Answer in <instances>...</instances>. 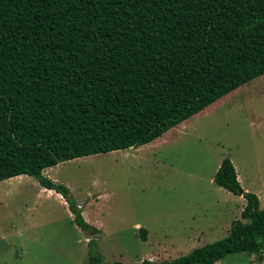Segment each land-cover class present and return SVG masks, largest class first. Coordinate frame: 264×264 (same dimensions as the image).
Segmentation results:
<instances>
[{
  "label": "trees",
  "instance_id": "1",
  "mask_svg": "<svg viewBox=\"0 0 264 264\" xmlns=\"http://www.w3.org/2000/svg\"><path fill=\"white\" fill-rule=\"evenodd\" d=\"M259 76L264 0H0V182L34 178L97 235L45 169L159 140ZM213 181L246 200L224 238L169 262L112 264H215L258 240L264 252L257 195L228 158Z\"/></svg>",
  "mask_w": 264,
  "mask_h": 264
},
{
  "label": "rangeland",
  "instance_id": "2",
  "mask_svg": "<svg viewBox=\"0 0 264 264\" xmlns=\"http://www.w3.org/2000/svg\"><path fill=\"white\" fill-rule=\"evenodd\" d=\"M224 158L263 209L264 76L152 143L45 169L44 176L67 187L80 210L85 206L97 235L81 231L66 201L34 178L0 182V264H90L89 239L101 264L162 263L220 240L246 206L213 182ZM262 246L258 240L248 253L215 264H264Z\"/></svg>",
  "mask_w": 264,
  "mask_h": 264
},
{
  "label": "crops",
  "instance_id": "3",
  "mask_svg": "<svg viewBox=\"0 0 264 264\" xmlns=\"http://www.w3.org/2000/svg\"><path fill=\"white\" fill-rule=\"evenodd\" d=\"M219 166H220V164H219ZM219 166H218V168H219ZM218 170V169H217ZM216 173V172H215ZM215 175V174H214ZM21 177V176H20ZM19 176L17 177V178H20ZM214 178V177H213ZM238 179H239V181H240V177L238 176ZM214 182V181H213ZM42 190H45V189H42ZM47 193H50V194H53V195H55V196H57L61 201H63L64 202V200H63V198L60 196V195H58L57 193H55L54 191H48V190H45ZM244 191H246V189H244ZM239 197V196H238ZM240 198H242V197H240ZM242 199H244V198H242ZM67 206V205H66ZM85 206L84 205H82V216H83V218H84V220L87 222V223H89V224H91L92 225V222L90 221V219L86 216V214H85V211H84V208ZM70 215V214H69ZM92 226H94V225H92ZM95 227V226H94ZM138 227V226H137Z\"/></svg>",
  "mask_w": 264,
  "mask_h": 264
}]
</instances>
